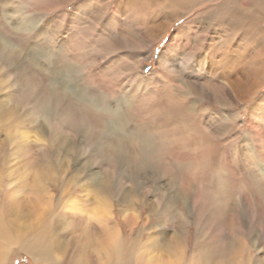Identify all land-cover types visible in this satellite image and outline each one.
<instances>
[{"label":"rangeland","instance_id":"rangeland-1","mask_svg":"<svg viewBox=\"0 0 264 264\" xmlns=\"http://www.w3.org/2000/svg\"><path fill=\"white\" fill-rule=\"evenodd\" d=\"M227 1L0 0V227L49 215L43 224L58 226L66 247L37 264H97L101 246L86 247L94 226L66 213L73 197L84 213L97 203L89 187L96 173L111 178L106 204L126 241L151 235L156 246L167 240L161 231H184L187 253H220L235 237L243 252L237 264H264V39L256 35L264 5ZM247 14L255 15L252 35ZM231 80L251 91L233 90ZM137 127L154 145L146 170L124 161L138 152L126 139ZM54 135L64 141L53 145ZM105 136L127 140L117 160ZM38 177L50 204L31 188ZM8 178L16 202L7 199ZM126 190L137 195L129 223L116 194ZM175 192L187 194L183 225L171 210L162 213ZM105 249L100 264H133L137 256ZM153 250L168 264L163 245ZM0 264L34 261L0 235ZM173 264L185 263L178 254Z\"/></svg>","mask_w":264,"mask_h":264},{"label":"bare ground","instance_id":"bare-ground-1","mask_svg":"<svg viewBox=\"0 0 264 264\" xmlns=\"http://www.w3.org/2000/svg\"><path fill=\"white\" fill-rule=\"evenodd\" d=\"M171 1L173 4H175L177 0H171ZM259 2H261L260 4L264 5V0H259ZM170 6L174 7V5H171V4H170ZM254 17H255V15L251 16L248 14L244 16V19H246V21H244V22H248V20H250L248 22L249 26H247L249 28L247 30V32L248 33L250 32L249 33L250 35H252L251 32H253L252 30H253V28H255L254 26H255L256 21H254ZM257 26H259V25L257 24ZM260 27L262 28V26H260ZM224 28H225V26H224ZM261 28L258 30L259 33L256 32L257 33L256 35H258L259 37L264 39V31H263V28L262 29ZM231 47L233 48V46H231ZM228 55H229V53H228ZM224 57H228V59H231V57L226 56V55ZM251 62H254V60H252ZM224 65L227 66L228 63H227V65L226 64H224ZM221 66H223V65H221ZM213 67H216V66L213 65ZM240 83L241 82H239L237 80L236 81L231 80L230 81V87L233 90H236L237 88H243V89H245V91L247 93H249L251 91V90L250 91L246 90V89H248L249 86L244 87L243 85L241 86ZM250 88H251V85H250L249 89ZM57 89H59V88H57ZM52 91H55V90H52ZM57 91L60 92V89ZM54 93H55V95L59 94L57 92H54ZM65 93H66V91H65ZM51 94H53V93H51ZM64 94H63V96L62 95L61 96L64 97V99H66ZM48 95L50 97V94H48ZM235 95H237V93ZM69 98H70V96H69ZM71 98H72V96H71ZM71 100H73V99H71ZM70 102H72V101H70ZM78 103H80V102H78ZM74 104L77 105L75 102H74ZM84 108H85V106H84ZM49 110H50V107H45L44 112H45L46 117H49L51 114V113H49L50 112ZM107 113L108 112H106V114ZM113 116L114 115H112V117ZM114 118L117 119L116 117H114ZM96 119L98 120L99 126L100 125L102 126L103 121L105 120V117L103 115L99 114V115H96ZM118 119H120V118H118ZM120 120L122 121V119H120ZM122 124H123V122H122ZM120 125H121V122H120ZM124 127L125 126H123V128ZM103 128H105V127H103ZM117 130H118V132H121V131H119V129H117ZM147 134L148 133H146L144 131V129L137 127L132 133L127 135L128 137H126V135H125L126 139L128 138L127 140L137 142L136 145L138 144L139 148L136 146L138 149L135 148L134 154H135L136 150H138V152L136 155H134L135 156L134 158H132L131 156H128V154H126L127 160H124V161H126V163H128L130 165H134L137 169H140V170H146V168L152 167L154 165V164H152V160L154 159L153 158L154 154H152V150L154 148V145H153L152 141L149 139V135H147ZM109 136H107V137L110 138L109 143L111 142L110 144L112 145V149L109 153L111 155V158L116 159V157L118 158V156L121 152L120 150L125 147V143L127 142V140H125V137H122V136L121 137H115V138H111ZM96 138H98V137L96 136ZM63 141L64 140L61 137L57 138V136L54 135L55 144H53V145L59 144ZM110 144H108V145H110ZM58 146H59V150H60V149H62L63 144L58 145ZM128 147L129 146H127V148ZM124 150H126V149H124ZM124 150H122V152ZM62 151H64V150H62ZM129 151H132V150H129ZM128 153L130 154V152H128ZM130 167L132 168V166H130ZM97 175L98 174L96 173V174H91L90 177L88 176L89 177V184H90L89 187L92 188V185H93L94 191L101 196L100 198H99V195L95 196L96 197L95 199L97 200V203L95 205H91L90 207H88L86 210V213H84V206H80L79 203H77V199H75L74 197H73V199H71L69 201V204L68 203L66 204V208L68 209V211L66 213L68 215H70L72 217L75 216L78 221L85 220L88 225L94 226L95 230L92 231L94 241H93V239H91L88 242V244L86 245V247L88 249L93 250V248H97L98 246H101V249L98 251L97 257H96L97 264H100V262L102 260L101 253L107 252L105 247L108 245L115 247L114 250L118 251V252L125 251L126 253H128V252H131V250L133 251L135 249V251H137V253H136L137 256L135 257V261H133V264H161L157 258L159 256L158 255L156 256V253L153 252L154 251L153 246L154 247L158 246V248H159V247H161V245H163V251H166V258L168 259V264H173V258H176L178 254L181 255L185 264H237L240 260H242L243 252L239 249V243L235 239V237H232L231 239H226L225 242L223 241L221 243V245H223V247H222V251H220V253L209 252L208 249H203V250L199 251L198 249H196V247L194 249H192L191 252L187 253L185 248L182 249V246L180 245V239H181V236L183 235L184 231L178 232V234H174V233L169 234V232L164 233V231H161V232H163V234L165 235V238H167V240L163 241V244H159L156 246L154 245L156 242V239H154L153 236H151V235H150V237L146 243L139 242V239H137V238L134 241H131V237L128 239L129 242L126 241L127 239L124 236H121V234L118 232V229H115L112 226L110 209H109L111 203L106 204L107 200L110 198L108 196L106 190L110 186L109 180H111V178H108L107 175H105L104 177H99ZM40 178H43V177H38V178H36L35 181L34 180L32 181L31 188L39 198L41 196L42 197L46 196V198L48 200L46 202V204H50V201H51L50 194H47V190L43 184V180H41ZM75 178L76 177L73 176V174H72V176L69 178V180H66L63 182V185H62L63 188L61 190V193L66 192V189L64 188V186H69L70 184H73ZM7 184H8L7 199H9L12 202H16L15 200L17 198H15L13 180L11 178H8ZM74 185H76V184H74ZM71 190H73V187L71 188ZM116 194L118 195V200L120 199L121 202L123 203V205H122L123 208H121L120 210H121V214L124 216V219H126L128 223L130 221H134L136 216H135V214H133V211L130 210L129 205L131 204V202H133V201H135V199H137L136 198L137 195L135 194V191L133 193L131 192V190H126V191H122V192L120 191V193L118 191ZM186 197H187V194H184V193L180 194V193L175 192V193L169 194L168 201H167L169 206H167L166 200L163 203V205L166 208H168V210L166 209L165 211H162V213L163 212L165 213V212H168L171 210L170 212L177 214V216L175 218L181 219V225H183L184 217L186 216V214L184 213L186 211L185 210L186 209L185 202L187 199ZM158 202H160V201H158ZM141 203H143L145 206L151 204L149 200H147L146 203L141 201ZM192 203H193V200H192ZM148 209H150L151 212L154 211V209H151V207L150 208L148 207ZM41 212H43V210H41ZM44 214H43V216H45ZM3 218H5V217H0L1 222H2ZM43 219L45 222H48V221H50V216L48 215V216H45V217L38 219L37 221H40V224H38V223L35 224L31 221H25L23 223V226L18 227V228H14L13 225L9 222V220L6 219L5 225L3 227L2 226L0 227V235L4 236L5 241L10 242L11 244L15 243V244H17L18 247H20V249L24 250L26 253H29V255L32 257V259L34 261V264H37L38 261L41 260L43 257L47 258V257H49V255H54V254L56 255L57 252L65 249V247H66L64 245L62 246L63 234L61 233V230L58 228V226H56V225L55 226H45L43 224V222H44ZM261 219H263V216H261ZM151 231L153 233V229H151L150 232ZM178 231H182L181 227L178 228ZM174 232L177 233V231H174ZM90 235H91V233H90ZM204 243H206V241H204ZM178 250H179V252H178ZM86 260L80 261V262H78V264H85ZM119 264H127V263L123 262V263H119Z\"/></svg>","mask_w":264,"mask_h":264}]
</instances>
